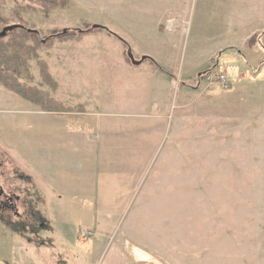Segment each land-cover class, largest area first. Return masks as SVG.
Masks as SVG:
<instances>
[{"label": "rangeland", "instance_id": "rangeland-1", "mask_svg": "<svg viewBox=\"0 0 264 264\" xmlns=\"http://www.w3.org/2000/svg\"><path fill=\"white\" fill-rule=\"evenodd\" d=\"M64 5L0 0L69 31L21 79L63 109L0 85V264H264V0Z\"/></svg>", "mask_w": 264, "mask_h": 264}, {"label": "trees", "instance_id": "trees-1", "mask_svg": "<svg viewBox=\"0 0 264 264\" xmlns=\"http://www.w3.org/2000/svg\"><path fill=\"white\" fill-rule=\"evenodd\" d=\"M25 2L41 3L50 9L57 6H65L64 0H23ZM21 10H28V7H22ZM31 9V8H30ZM12 28L4 37L0 38V85L7 91L14 93L22 99L39 107L41 110L57 111L63 109L52 98H49L44 92L38 90L22 82L21 79L28 76L27 61L29 58H35L37 52L46 46H49L54 39L66 36L69 31L64 30L60 34H56L43 40L41 34L35 31H28L23 26H5ZM92 30H107L101 26L94 25ZM2 33V32H1ZM0 33V34H1ZM83 33V32H79ZM31 41V45L28 42ZM147 60V59H146ZM45 63H41V76L43 81L51 82L50 74L45 68Z\"/></svg>", "mask_w": 264, "mask_h": 264}, {"label": "water", "instance_id": "water-1", "mask_svg": "<svg viewBox=\"0 0 264 264\" xmlns=\"http://www.w3.org/2000/svg\"><path fill=\"white\" fill-rule=\"evenodd\" d=\"M11 30H12V28H6V29H4L3 32L0 34V38L4 37ZM129 57H130L133 65H135V66H139L140 65V62H135L133 60V57L131 55V51H129ZM146 59H147V57H144L142 60L145 61Z\"/></svg>", "mask_w": 264, "mask_h": 264}, {"label": "built area", "instance_id": "built-area-1", "mask_svg": "<svg viewBox=\"0 0 264 264\" xmlns=\"http://www.w3.org/2000/svg\"><path fill=\"white\" fill-rule=\"evenodd\" d=\"M221 81H222V83L224 84V85H229V82L228 81H226V78L225 77H223L222 79H221ZM228 82V83H227Z\"/></svg>", "mask_w": 264, "mask_h": 264}]
</instances>
